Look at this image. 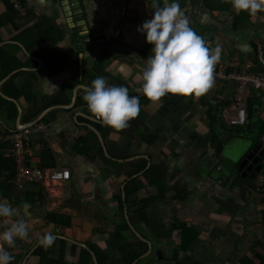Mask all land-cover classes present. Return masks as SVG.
<instances>
[{
  "label": "crops",
  "instance_id": "crops-1",
  "mask_svg": "<svg viewBox=\"0 0 264 264\" xmlns=\"http://www.w3.org/2000/svg\"><path fill=\"white\" fill-rule=\"evenodd\" d=\"M79 2L81 27L61 0H25V14L15 9L14 23L6 22L0 28V91L9 98L0 95L8 102L0 100V134L28 127L41 118L34 127H42L43 132L28 139L34 149L31 163L42 170L66 168L71 174L66 182L15 189L17 194L39 196L29 202L17 195L22 198L15 203L19 212L7 218L8 224L0 223L3 231L11 220H26L27 237L17 239L11 248L5 246L13 257L10 264H39L40 258L33 254L42 244L28 254L45 233L53 237V247L44 252L50 258L59 259V242L64 241L67 264H96L93 255L97 264H124L121 251L112 245L118 240V227L123 241L134 243L138 258L147 256L137 264H175L187 257L208 264H264V177L258 174L256 183L263 186L261 190L256 183H246L239 173L217 170L221 164L225 169L233 165L232 159L264 136L252 140L254 134L247 131L250 117L241 132L225 131L219 136L217 117L227 122L229 116H236L234 82L213 76L212 87L200 96L166 94L157 102L148 100L140 92V73L144 59L151 55V45L137 27L151 18L154 2L162 7L163 0ZM181 10L187 19V9ZM4 16H8L7 7L0 0V17ZM249 23L254 28L264 25V14L254 13ZM36 26L43 37L41 44L28 48L18 41L19 34ZM78 30L84 32L83 42L75 40ZM256 33L253 30V38H247L254 48L249 52L228 50L222 43L213 45L212 40L206 44L219 46L217 63L228 68L249 66L259 72L264 70V42ZM82 43L86 45L77 49ZM3 72L7 74L1 79ZM97 76L140 97L138 115L126 128L113 130L88 111L80 86L89 85ZM13 77L21 88L6 90ZM253 97L255 123L264 118V97ZM225 152L229 157H223ZM151 168L162 174L163 181L157 175L152 177L156 182L145 178ZM137 177L151 198L149 225L137 212L135 196L127 194L128 183ZM162 188L167 191L164 197L160 196ZM177 188L187 194L185 200L174 198ZM49 213L70 217V226L55 223ZM184 235L195 237L190 249L182 248ZM82 249L89 252L90 262L81 261Z\"/></svg>",
  "mask_w": 264,
  "mask_h": 264
},
{
  "label": "clouds",
  "instance_id": "clouds-1",
  "mask_svg": "<svg viewBox=\"0 0 264 264\" xmlns=\"http://www.w3.org/2000/svg\"><path fill=\"white\" fill-rule=\"evenodd\" d=\"M231 5L237 12L254 14L264 11V0H231ZM137 31L143 33L145 42L151 45V55L144 59L145 67L140 73V92L145 98L157 102L166 94L200 96L212 87L213 67L221 50L219 46L209 48L205 38L189 26L178 0H165L162 7L155 6L154 2L151 18L143 21ZM80 87L84 88L82 99L88 111L113 130L126 128L128 122L138 115L140 97L129 95L123 85H110L103 76H97L89 85ZM34 126L2 135L33 129ZM34 134L37 133L28 136L26 142L30 143L28 139ZM16 215V209L0 201V223L8 224L7 218ZM27 235L22 219L11 220L9 226L0 231V264H10L13 259L5 246L11 248L17 239L23 240ZM52 241L53 237L45 233L39 243L47 246Z\"/></svg>",
  "mask_w": 264,
  "mask_h": 264
},
{
  "label": "trees",
  "instance_id": "trees-1",
  "mask_svg": "<svg viewBox=\"0 0 264 264\" xmlns=\"http://www.w3.org/2000/svg\"><path fill=\"white\" fill-rule=\"evenodd\" d=\"M204 3L206 4V6L209 8V10L211 12H214L216 15V18L222 22H228L230 21L232 23V25L234 26V29H238L241 28L243 26V24L246 21H250L251 17L253 14H250L246 11H240L238 13L232 12V5H231V0H203ZM2 2L5 4V6L7 7V15L9 16H4V17H0V28H2L3 26H5L6 22H11L14 23V16H16L15 13V9L13 7V5H11L9 3L8 0H2ZM23 6H25V0H21ZM258 14H264V11H257ZM39 28L38 26L36 27H31L28 28L27 30L23 31L21 34L18 35L17 39L18 41L22 42L24 45H27V47L29 48V45H39L41 44V41L43 40V37L39 36ZM5 65V64H4ZM239 67H229L228 70L232 71L233 69H237ZM244 68V67H243ZM5 69V68H4ZM7 73L3 72L1 79L5 77ZM21 74H27V75H33L32 72H22ZM16 77H13L9 80V82L6 84V90L8 87H12L14 89H16V91L18 89H20L21 87L17 86L16 84ZM10 91L7 92V94ZM12 95H16L12 94ZM253 95H260L258 92L256 91H250L248 96H247V113L248 118H251V122L249 123V127L247 128L248 132H252V135L254 134V138L252 139L254 142H256L258 140L259 137L264 135V118L263 119H259L258 121H256L255 123L252 122L253 120V109H254V105H253V101L255 100V97H253ZM262 96V95H261ZM263 97V96H262ZM1 102L4 103H8L7 101H5L4 99L0 98ZM253 123V124H252ZM255 126V129L252 130V127ZM99 129H101L103 126L98 125L97 126ZM225 128L227 126H224ZM229 127L231 129H229L227 127V131L230 130V132H234V133H238L239 131L234 130L235 127L230 126ZM240 134V133H239ZM86 142V141H85ZM7 147L6 144L0 145V195L8 197L5 192H8L9 194H11V198L8 197L10 199V201L17 203L19 200H21L17 195V193L15 192V185H14V180H15V174H16V163L14 161V159L12 158H5L2 155V150L5 149ZM219 150L221 149L218 148ZM45 157L49 158V155L46 153ZM144 166H142L140 168L143 169ZM160 177V180L163 181V176L161 173H159L156 169H149L146 173H145V178L148 180H151L152 177L155 176ZM152 181H155V179ZM156 182V181H155ZM158 186H163V184L158 183ZM166 189L162 188V191L160 192V196L164 197L165 193H166ZM175 195L174 198L178 199V200H185L187 197V194L183 191L180 190V188H177L174 191ZM22 194V196L24 195V197H26V200L29 202H32L33 200L36 199V197H38V194H34V193H20ZM127 194L129 195H134L136 198V204L139 205L137 212L142 216L143 221L149 225V223H151V217H149V213H148V204L150 202V197H147L145 195V187L144 184L141 182V178L137 177L135 179H133L130 183H128L127 186ZM40 198V197H39ZM25 200V199H23ZM48 217H50L51 219L54 220L55 223H58L62 226L65 227H69L70 226V217L65 216V215H60V214H53V213H49ZM61 221H58V219ZM50 219V220H51ZM126 229V228H125ZM117 238L118 240L116 242H114L112 245L117 248L119 251H121L122 255H123V261L124 264H132L137 258H138V254H136L133 251V244L132 242H124L122 237H121V231L120 228L118 227L117 229ZM194 236L191 238H188V236L184 235V241L182 242V248L183 249H190V246L193 244L194 242ZM188 240V241H186ZM60 243V251H59V259H54V258H50L47 255H44L45 251H48L51 247H53V243H51L50 245H41L33 254V256L39 257L40 261L39 264H67L66 262L63 261V253H64V247L66 245V243L64 241L59 242ZM136 243H140L143 244L141 241L136 240ZM75 247V246H73ZM81 254L84 257H81V261L83 263H88L90 262V255L89 252H86L84 249L81 250ZM100 262H102V259L99 258ZM175 264H208L203 260H194L192 258L187 257L186 259H184L183 261H177ZM242 264H249L248 261H243Z\"/></svg>",
  "mask_w": 264,
  "mask_h": 264
},
{
  "label": "water",
  "instance_id": "water-1",
  "mask_svg": "<svg viewBox=\"0 0 264 264\" xmlns=\"http://www.w3.org/2000/svg\"><path fill=\"white\" fill-rule=\"evenodd\" d=\"M64 2L65 7H68V11H71V14L73 13L75 19L77 20V25L80 27L84 25L83 18V9L80 5L79 0H61ZM165 0L161 2L162 6L164 4ZM168 2H171L168 0ZM180 8H186V16L189 23V26L199 35L203 36L205 38V41L212 40L213 45L222 43L224 44L228 50H239L241 52H249L254 50L251 43L247 42V38H253L252 31L256 30V37H258L262 42H264V25H258L256 28H254L253 25H249V21H246L241 28L234 29V26L231 24H228L226 22H222L218 20L213 13L207 8V6L202 2V0H179ZM187 5V6H186ZM182 11V10H181ZM71 35H74L73 32H71ZM76 41H82L81 38L84 37V32L82 30L76 31ZM105 40V39H104ZM83 42V41H82ZM18 45H21L18 43ZM86 44L82 43L81 46H77V49H81ZM11 76V75H9ZM0 95L3 96L5 99H9L6 97L2 91H0ZM12 100V99H10ZM62 107V106H60ZM58 108V107H57ZM47 112L45 110L42 113V117L44 113ZM40 116V117H41ZM41 118H38L35 120L31 125H28L29 127L34 126ZM27 128V126L21 128L20 130ZM264 136L261 138L258 143L251 147L249 151L243 152L240 154L238 158L232 159L233 165H231L233 168V173H239L242 178L245 179L246 183H256L258 180V174L262 171V165L260 163L262 157L264 156ZM261 150L260 152H258ZM225 165L221 164L219 167H217L218 171H223L226 174H229V172H226L227 169H225ZM225 170V171H224ZM221 182V179H219ZM0 201L8 203L10 206H12L14 209H16L17 213L19 212L17 204L11 203L10 199L5 196H0ZM24 222L26 220H23ZM26 223V222H25ZM130 229L137 234L139 238H141L145 243H147L150 247L151 244L148 240L144 239L138 232L130 225ZM63 238V237H62ZM75 243V242H74ZM78 244V243H76ZM41 244L38 243L33 251L29 252L28 256L31 255ZM80 246H83L87 248L86 246L82 244H78ZM151 249V248H150ZM147 256H142L136 259L132 264H137ZM28 258V257H27ZM93 258L97 264L96 257L93 255Z\"/></svg>",
  "mask_w": 264,
  "mask_h": 264
},
{
  "label": "built area",
  "instance_id": "built-area-1",
  "mask_svg": "<svg viewBox=\"0 0 264 264\" xmlns=\"http://www.w3.org/2000/svg\"><path fill=\"white\" fill-rule=\"evenodd\" d=\"M9 2L19 15L25 14L20 0H9ZM213 76L234 82L233 101L237 112L229 124L233 127H246L248 125L247 96L250 91H256L264 97V70L256 72L252 71L249 66H245L229 71L228 66L216 62L213 67ZM37 132H43V128L36 126L33 129H25L7 135L0 134V145H7L3 150V157L12 158L16 163L14 185L17 190H21L25 184L44 186L46 183L66 182L70 179V171L66 168L54 167L42 170L33 166L31 161L34 149L26 142V139ZM261 165L264 168V156Z\"/></svg>",
  "mask_w": 264,
  "mask_h": 264
},
{
  "label": "rangeland",
  "instance_id": "rangeland-1",
  "mask_svg": "<svg viewBox=\"0 0 264 264\" xmlns=\"http://www.w3.org/2000/svg\"><path fill=\"white\" fill-rule=\"evenodd\" d=\"M232 119V117L231 116H229V118L227 119V122H224V120H222V118L220 117V115L217 117V121H218V125H217V128H218V130L219 131H217V132H220V137H223L224 135V132L226 131V132H229L230 134H233L234 132H230V130L229 131H227V127L229 128V129H231L230 127H229V121ZM224 126H227L226 128L224 127ZM242 127L240 128H236V129H234V130H238V131H242ZM249 134H247L246 133V137L248 136ZM221 143H223V141H221ZM225 147H226V144H225ZM224 156L223 157H226L228 154H227V152H225L224 154H223ZM228 157H229V155H228ZM224 159V158H223ZM226 162H227V160H226ZM225 164H227V163H225ZM228 168H227V172H229L230 171V174L232 175V174H234L233 172V168H234V166L232 167V166H227ZM233 171V172H232ZM261 175L264 177V168L262 169V171H261ZM264 184V183H263ZM256 187L258 188V189H261L262 190V188H263V186H260L258 183H256ZM261 190H259V191H261ZM5 194L8 196V197H10L11 198V194H9L8 192H5ZM18 195H20V194H18ZM254 195H257V194H254ZM264 195V194H263ZM262 194H260V195H258V197L260 196V198H262V196H263ZM256 197V196H255ZM264 199V198H263ZM81 253V252H80ZM150 264H152L151 262H150Z\"/></svg>",
  "mask_w": 264,
  "mask_h": 264
},
{
  "label": "flooded vegetation",
  "instance_id": "flooded-vegetation-1",
  "mask_svg": "<svg viewBox=\"0 0 264 264\" xmlns=\"http://www.w3.org/2000/svg\"><path fill=\"white\" fill-rule=\"evenodd\" d=\"M264 147V146H263ZM261 150H259L258 152H260ZM262 160V159H261ZM260 163H261V161H260ZM0 196H2V195H0ZM13 203H15V202H13ZM13 218V217H12Z\"/></svg>",
  "mask_w": 264,
  "mask_h": 264
}]
</instances>
